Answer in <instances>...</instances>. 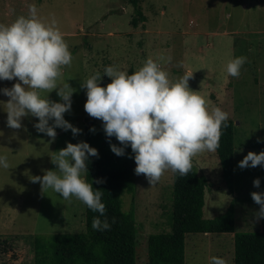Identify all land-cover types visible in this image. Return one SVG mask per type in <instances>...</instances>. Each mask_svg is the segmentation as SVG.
Here are the masks:
<instances>
[{
    "label": "rangeland",
    "instance_id": "obj_1",
    "mask_svg": "<svg viewBox=\"0 0 264 264\" xmlns=\"http://www.w3.org/2000/svg\"><path fill=\"white\" fill-rule=\"evenodd\" d=\"M137 3L145 21L133 27L130 0H39L38 16L46 22L50 14L54 16L72 56L57 82H67L73 88L70 111L63 117L80 131L73 135L70 129L56 127L55 138L49 142L47 135L33 127L38 118L26 115L20 128H11L6 125V112L0 109V154L9 163L8 169H0V264H34L35 234L84 231V203L75 197L64 199L50 188L41 190L31 176L55 169L50 161L54 152L66 142L83 141L84 127L101 122L84 111L86 96L81 82L101 73L99 83L103 86L110 82L103 74L105 66L115 65L131 73L148 57L157 61L170 80L189 75L190 90L197 91L209 104L223 85L228 86L214 101L219 103L227 96L225 107H220L233 120L232 187L237 194L234 230L186 234L185 264H208V257L213 255L233 264V234L260 229V221L254 220L259 219L255 215L259 205L250 193L264 191V168L259 164L240 168L238 161L247 154L244 149L257 153L264 150V0ZM240 55L247 58L240 74L228 75L226 62ZM14 82L16 79L11 85ZM40 95L60 100L55 89L48 93L42 90ZM212 153L218 163L216 152ZM81 175L84 179V172ZM255 178L260 180L259 187L253 186ZM134 179V191L121 194V208L130 213L136 229L135 264H147L148 235L171 231L172 172L165 170L153 185L142 173H134ZM214 212L221 211L216 208ZM248 214L253 219L249 225L245 220Z\"/></svg>",
    "mask_w": 264,
    "mask_h": 264
},
{
    "label": "clouds",
    "instance_id": "obj_2",
    "mask_svg": "<svg viewBox=\"0 0 264 264\" xmlns=\"http://www.w3.org/2000/svg\"><path fill=\"white\" fill-rule=\"evenodd\" d=\"M56 23L51 14L47 22L39 17L36 5L30 2L26 15H18L8 24L0 23V80L16 78L11 87L0 88V93L8 97L0 101V109L6 112V125L20 128L22 117H36L33 127L47 135L49 142L55 138L56 127L70 129L73 135L80 131L63 117V113L70 111L73 88L67 82L58 84L57 81L62 67L70 65L72 56ZM246 60L243 55L230 58L225 66L227 74L238 76ZM103 74L110 78L103 86L99 83L101 73H93L81 82L86 96L83 109L101 121L106 137L119 141V146L109 143L114 154L123 155L125 147H130L134 173L144 174L150 185L158 182L165 170L186 175L194 155L215 152L219 147L220 129L227 125L228 114L206 102L197 91L190 90L189 75L170 80L151 57L131 73L107 65ZM53 89L59 101L40 95L42 90L48 93ZM54 153L50 161L55 169L44 170L43 175L31 176V180L38 181L41 190L50 188L64 199L75 197L100 214L92 218L94 230L109 229L101 192L93 190L92 184L81 175L87 171L88 157L97 156V150L85 141H78L66 142L65 147ZM258 164L264 168V150L248 151L238 161L240 168ZM8 168L7 157L0 154V169ZM252 183L259 187V178ZM250 196L259 205L255 215L264 218V191H253ZM208 264L229 262L213 255L208 257Z\"/></svg>",
    "mask_w": 264,
    "mask_h": 264
},
{
    "label": "trees",
    "instance_id": "obj_3",
    "mask_svg": "<svg viewBox=\"0 0 264 264\" xmlns=\"http://www.w3.org/2000/svg\"><path fill=\"white\" fill-rule=\"evenodd\" d=\"M133 4V27L145 21L137 0ZM93 128V131L89 129ZM219 147L216 149L221 177L230 191L233 182V121L221 126ZM83 141L97 150L89 156L84 180L93 190L101 192L104 216L110 228L94 230L92 218L100 216L85 204L84 231L72 233L35 234L32 238L34 264H135V226L131 215L121 208V194L135 188L134 163L129 146L123 155L114 154L109 143L119 146L115 137H106L101 122H92L83 129ZM100 179L101 183H96ZM207 178L196 171L192 162L189 172L180 176L172 173L171 231L150 234L146 240L147 264H185V235L188 233L223 232L234 230L231 205L211 218L202 215L204 188ZM115 222H112V218ZM104 217H100L103 219ZM233 264H264V218L260 229L233 234Z\"/></svg>",
    "mask_w": 264,
    "mask_h": 264
},
{
    "label": "crops",
    "instance_id": "obj_4",
    "mask_svg": "<svg viewBox=\"0 0 264 264\" xmlns=\"http://www.w3.org/2000/svg\"><path fill=\"white\" fill-rule=\"evenodd\" d=\"M29 2L34 3L37 7L39 0H0V23L8 24L11 23L16 18V16L26 15L27 3ZM11 82L12 80L9 81L7 79L0 80V88L10 87ZM226 89H228V86L223 85L221 87V90H219L216 93H219L221 96H223L224 91ZM219 94H216L215 97L211 98L212 102L210 101L211 104H214L218 107H220L221 104L224 105L223 102L225 101V98H227V96H224L223 100H221L219 103H216L214 100L218 98ZM6 97L7 96H5L3 93H0V101H6L5 99ZM227 118L230 119L231 117L227 116ZM236 123L238 124V121H236ZM244 151H249V150L244 149ZM234 152H235V147L233 144V161H234ZM206 153L207 154L205 155L196 154L192 157V160L194 161V165L196 167V171L198 173L203 174L208 180V185L204 188V193H203L204 203L202 207V215L204 218L214 217L218 214L223 213L228 208L229 205L232 206L233 215H234V210H235L234 206H235V200L237 198V194L234 191L233 187L229 191L226 185L224 184L221 177L219 161L217 163L215 157L212 155L213 153L212 152H206ZM216 208L218 209V211L221 212L216 214L214 212ZM205 212L207 213V216H205L206 215ZM261 219L262 218H259L257 220L254 217V220L258 222L261 221ZM245 220H247L246 222L249 225L248 221L249 220L253 221L251 214H248L247 219L245 218Z\"/></svg>",
    "mask_w": 264,
    "mask_h": 264
}]
</instances>
